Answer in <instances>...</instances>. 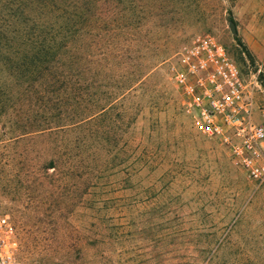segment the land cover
Wrapping results in <instances>:
<instances>
[{"label":"rangeland","instance_id":"obj_1","mask_svg":"<svg viewBox=\"0 0 264 264\" xmlns=\"http://www.w3.org/2000/svg\"><path fill=\"white\" fill-rule=\"evenodd\" d=\"M7 1L0 0V30L15 26ZM77 2L92 34L84 31L71 47H91L99 90L100 80L117 89L97 90L92 125L85 126L92 135L63 136L91 139L93 155L108 161L111 196L122 200L117 217L125 228L108 242L112 260L192 264L229 235L251 239L264 264V181H251L228 145L200 132L170 78L177 54L196 37L212 36L238 65L252 91L253 119L264 125V0ZM12 49L0 37V91L10 98L0 115V215L17 229L21 264H98L91 241L81 249L76 179L34 168L54 155L62 135L35 143L14 138L12 106L25 86L3 71ZM27 96L19 101L24 107Z\"/></svg>","mask_w":264,"mask_h":264},{"label":"trees","instance_id":"obj_2","mask_svg":"<svg viewBox=\"0 0 264 264\" xmlns=\"http://www.w3.org/2000/svg\"><path fill=\"white\" fill-rule=\"evenodd\" d=\"M12 7L10 20L15 26L12 30H0V37L13 49L2 66L5 73L23 83L22 93L28 95L25 107L24 103H19L22 93L12 106L16 119L12 123L14 138L35 143V139L45 135H62L61 139H55L59 147H55L54 155L43 165L35 164L34 168L52 169L63 173L67 179H76L84 222L80 230L81 249L85 250L87 242L91 241L98 254V264H120L112 260L107 248L108 242L118 239L125 230L117 217L123 207L122 200L111 196L108 161L100 162L93 155L91 139L83 136L71 140L63 136L79 131L92 135V129L85 126L92 125L90 115L97 107L98 91L105 95L109 92L108 86L110 92L117 89L113 82L100 80L103 90H99V70L92 59L91 47L86 51L71 47L84 31L92 34L91 28L86 27L90 17L79 11L77 0L7 1L5 9ZM68 8L72 10L69 14L65 12ZM245 53L249 56L247 50ZM9 102L10 98L0 91V115L6 114ZM24 120V125H18ZM48 233L53 236L55 231L50 229ZM252 245L251 239L233 240L226 235L213 241L215 249L195 257L192 264H261V257L251 250Z\"/></svg>","mask_w":264,"mask_h":264},{"label":"built area","instance_id":"obj_3","mask_svg":"<svg viewBox=\"0 0 264 264\" xmlns=\"http://www.w3.org/2000/svg\"><path fill=\"white\" fill-rule=\"evenodd\" d=\"M170 74L183 112L200 132L228 145L251 181H264V125L255 123L252 91L225 47L198 36L177 54ZM19 253L17 229L0 215V264H21Z\"/></svg>","mask_w":264,"mask_h":264},{"label":"water","instance_id":"obj_4","mask_svg":"<svg viewBox=\"0 0 264 264\" xmlns=\"http://www.w3.org/2000/svg\"><path fill=\"white\" fill-rule=\"evenodd\" d=\"M231 29H232V31L234 32L235 31V29H234V27H233V25L231 24Z\"/></svg>","mask_w":264,"mask_h":264}]
</instances>
